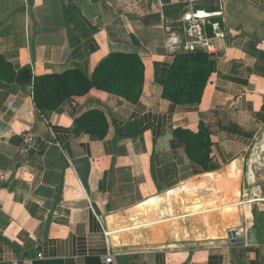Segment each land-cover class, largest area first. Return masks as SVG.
<instances>
[{
  "label": "crops",
  "instance_id": "crops-1",
  "mask_svg": "<svg viewBox=\"0 0 264 264\" xmlns=\"http://www.w3.org/2000/svg\"><path fill=\"white\" fill-rule=\"evenodd\" d=\"M191 24L215 69L199 102L175 103L163 83ZM115 51L142 59L136 103L92 88L39 110L31 85L0 80V264H95L107 254L114 264H264V233L254 243L201 241L199 225L215 218L207 233L239 236L254 227L242 185L264 138V0H0V54L15 70L90 77ZM90 109L105 114L104 137L75 124ZM200 122L208 171L174 134ZM27 130L38 137L29 152Z\"/></svg>",
  "mask_w": 264,
  "mask_h": 264
},
{
  "label": "trees",
  "instance_id": "trees-1",
  "mask_svg": "<svg viewBox=\"0 0 264 264\" xmlns=\"http://www.w3.org/2000/svg\"><path fill=\"white\" fill-rule=\"evenodd\" d=\"M206 33L208 36L213 34L211 26H206ZM214 69L213 54L202 48L184 49L176 53L163 83V97L175 103L199 102ZM0 80L31 85L33 101L39 110H56L70 97L82 96L92 88L119 95L130 103H136L142 94L144 64L137 52L115 51L108 53L97 63L90 77L76 68L34 75L29 66L15 70L0 54ZM74 122L91 135L104 137L107 132L106 116L98 109L83 112ZM174 134L184 145L189 159L204 171H208L211 139L204 124L200 122L196 132L177 127ZM252 211L256 221L254 228L259 237L263 231L264 220L255 210ZM93 261L95 264H102L98 259ZM35 264L60 262L44 261Z\"/></svg>",
  "mask_w": 264,
  "mask_h": 264
},
{
  "label": "rangeland",
  "instance_id": "rangeland-1",
  "mask_svg": "<svg viewBox=\"0 0 264 264\" xmlns=\"http://www.w3.org/2000/svg\"><path fill=\"white\" fill-rule=\"evenodd\" d=\"M262 142L258 141L257 144V151H250L246 157V163L252 167V169L248 170L247 176L249 177V182L247 183L246 178L244 180V183L242 185V192H244L243 199L247 200L250 198L251 202L248 205L249 209V222L255 223V219L253 216V211L255 210L259 216H261L264 220V148L262 147ZM253 148V147H252ZM235 164V163H234ZM249 168V167H248ZM245 176V177H247ZM256 198V200H255ZM205 201V200H204ZM224 205L226 203H234V207L238 208V204L235 201H224ZM202 205V207L205 206V202ZM246 209V208H245ZM233 211V209H231ZM234 212V211H233ZM247 217V218H248ZM245 219V218H244ZM201 222L199 223L201 227V233H200V239L201 241L204 240H215L218 237H225L227 238L226 233H207V229L209 227H217L221 225V223L218 221V219L215 218H208L206 216H202L200 218ZM246 221V219H245ZM252 223L250 226H252ZM254 226V225H253ZM264 233V226H263V231Z\"/></svg>",
  "mask_w": 264,
  "mask_h": 264
},
{
  "label": "built area",
  "instance_id": "built-area-1",
  "mask_svg": "<svg viewBox=\"0 0 264 264\" xmlns=\"http://www.w3.org/2000/svg\"><path fill=\"white\" fill-rule=\"evenodd\" d=\"M187 34L191 39L185 41L184 43L185 50H194L197 48H202L208 52H211V45L208 44L200 25L191 24L187 29ZM21 138H22L23 148L27 152L34 149V146L38 140L37 135L31 130L22 132ZM258 141L262 142V145H263L262 147L264 148V139H259ZM253 148H254V145H253ZM10 264H18V263L13 262ZM102 264H114L112 255L111 254L104 255L102 258Z\"/></svg>",
  "mask_w": 264,
  "mask_h": 264
},
{
  "label": "water",
  "instance_id": "water-1",
  "mask_svg": "<svg viewBox=\"0 0 264 264\" xmlns=\"http://www.w3.org/2000/svg\"><path fill=\"white\" fill-rule=\"evenodd\" d=\"M227 238L230 243H241L244 242L245 239L248 243H254L256 242V230L254 227H249L245 236H239L236 229L231 228L227 231Z\"/></svg>",
  "mask_w": 264,
  "mask_h": 264
}]
</instances>
